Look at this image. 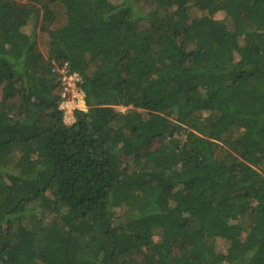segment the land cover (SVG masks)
Wrapping results in <instances>:
<instances>
[{
    "label": "trees",
    "instance_id": "1",
    "mask_svg": "<svg viewBox=\"0 0 264 264\" xmlns=\"http://www.w3.org/2000/svg\"><path fill=\"white\" fill-rule=\"evenodd\" d=\"M0 264H264V0H0Z\"/></svg>",
    "mask_w": 264,
    "mask_h": 264
},
{
    "label": "built area",
    "instance_id": "2",
    "mask_svg": "<svg viewBox=\"0 0 264 264\" xmlns=\"http://www.w3.org/2000/svg\"><path fill=\"white\" fill-rule=\"evenodd\" d=\"M60 110L64 112V122L68 126L75 124V112L77 110L86 111L84 93L78 89L77 83L80 82L79 75L68 74V68L60 70ZM85 108V109H84Z\"/></svg>",
    "mask_w": 264,
    "mask_h": 264
},
{
    "label": "rangeland",
    "instance_id": "3",
    "mask_svg": "<svg viewBox=\"0 0 264 264\" xmlns=\"http://www.w3.org/2000/svg\"><path fill=\"white\" fill-rule=\"evenodd\" d=\"M245 19L248 20L249 18L247 16H245ZM31 29H32V25L28 26L25 31L30 33ZM115 110H117L118 112H120V111L121 112H125L127 109L124 108V107H118ZM86 111H87V109H86ZM121 212H122V210H117L116 211V215L117 216L120 215ZM228 234L229 233H222L221 236L223 238H217V241H216L217 242V247H216V249H217L218 252H222V253L226 252L227 245L225 244V242L227 240L225 238L228 237V236H226Z\"/></svg>",
    "mask_w": 264,
    "mask_h": 264
}]
</instances>
